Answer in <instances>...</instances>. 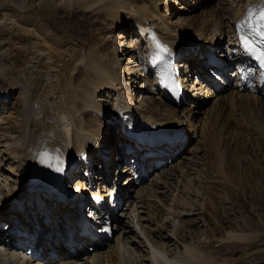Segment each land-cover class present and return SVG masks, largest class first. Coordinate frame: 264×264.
Returning a JSON list of instances; mask_svg holds the SVG:
<instances>
[{
  "label": "bare ground",
  "instance_id": "bare-ground-1",
  "mask_svg": "<svg viewBox=\"0 0 264 264\" xmlns=\"http://www.w3.org/2000/svg\"><path fill=\"white\" fill-rule=\"evenodd\" d=\"M207 1L178 0L177 6H179L178 9L184 10L185 6L180 4L185 3L184 5H190L187 8L190 11V9H199ZM241 1L242 5L237 10L233 7L234 3L228 1L223 9L215 12L214 16L187 18L182 15L178 16L174 23H171L170 18L164 16V13L159 9V3L164 2V6H166L167 0H64L63 3L68 6V9L79 6L93 9L103 19L125 25L126 35L135 33L136 38L131 37L129 44L124 43L123 36L116 42V45L120 44L122 47V49L116 50V52H120L122 58H117L112 54L109 56L110 58H106L100 54L99 46L95 44V40V45L91 46L88 56H82L81 50L75 52L72 46H68L70 44L65 48L59 47L58 41L61 44L60 40H55L57 37L53 39L43 23L56 11V6H58L56 0H37L38 5H35L32 0L31 2L0 0V165L4 160L6 163L5 166H0V264H33V262L34 264H55V262H60L59 260H62L60 264H131L129 263L131 256L129 254L125 256L124 253L127 250L125 244L132 243V239L136 235L132 234L133 238L128 240L131 233L129 228L115 222L118 223L117 227H113L117 234V245L120 242L121 247L113 244L107 245V240L100 243L99 241L109 238L107 237L109 232L106 231V226L110 221L108 213L100 218L103 225L100 231L94 233V238L83 237L78 231L79 225L84 220L78 218L80 213L79 206H76L77 202L74 203L73 200L59 202L56 192L64 191L66 195L75 192V195H79L81 202L87 199H91L93 202L95 198H99L102 202L99 201L98 204L104 206L105 197L109 195L107 192L112 186L109 173L113 172L114 162L111 159H113L116 150V153H122L124 149L119 151V148L115 149L113 144L109 145L110 148L108 146L106 148L103 145L102 132L103 134L107 133L108 136L111 135V132L112 134L116 132V137L120 134L122 138V134L136 127L141 132L164 134L167 132L168 125L187 122L191 130L197 134V126L190 113L192 110L195 112L200 108L201 101H191L190 110L183 109L184 114L182 115L178 113L181 108L164 100L161 96H159L158 109H156L157 105L152 102V92L157 89L160 94L161 92L156 84H152L154 73L153 71L149 72V66H147L151 65L148 47L150 44L154 46L157 40L160 43H165L171 49L178 51L180 54L178 59L181 58L185 63L190 62L193 69L203 77L206 72V60L201 56L205 57L215 52H219L221 56L220 52L224 51L221 43L227 32L228 54L225 59L217 61V64L221 69L229 68L236 63L245 65L248 61L245 60L243 54L239 53V39L235 29L237 24L246 18L250 9L253 10L254 17L259 15L258 5L261 0ZM212 11L207 10V12ZM222 17L226 22L221 20ZM182 42L183 44H181ZM56 44L59 46L55 47ZM143 44L144 50L142 49ZM177 44H181L180 47ZM123 55H125L124 58ZM121 60L125 61L128 75L131 77L144 76V80L138 87H143V92L148 94L143 96L142 92L140 93L139 105H134L133 90L128 88L127 80L123 78ZM136 67L142 68L143 73H139ZM144 67H147L148 71L145 72ZM232 71H236V69ZM147 72L152 77L147 76ZM78 73L79 79L74 84ZM131 77L129 78L131 79ZM133 82L135 81L132 80ZM240 82L241 80L237 77L235 83L221 97H216L212 108H210V114L208 111L206 112L207 118L213 117L211 116L213 114L222 116L226 108L229 113L227 115L234 117L241 103H248L252 107L260 106V111L264 109V89L260 86V82L257 80L251 91L245 88L243 92L239 87ZM184 83H186V87L192 84L186 80ZM196 86L192 85L194 89H197ZM15 93L18 106L15 108V112H11L9 107L3 106V102ZM155 93L157 94V92ZM206 96L212 97L213 92L207 89ZM145 97L150 98L146 99ZM213 97L215 98V96ZM195 98L198 99L199 96ZM1 106H3L2 110ZM148 106H153V109ZM186 107L189 109V106ZM263 114L264 110L261 116ZM239 115L240 118L249 115L250 120L248 128L240 133V136L247 137L249 140L251 136L257 135L255 138L261 142L264 139V120L261 119V116L257 120L259 115L251 116L249 109ZM187 116L189 117L187 118ZM87 117L92 122L85 121ZM128 118L129 120H127ZM204 124V129L202 127L201 131L202 141L204 143L211 140L216 142V135L211 138L214 133L206 134L211 126L208 122ZM115 127L116 129H114ZM241 127L244 126H239V129ZM204 131H206L205 134ZM212 131L213 128L210 129V132ZM194 136L195 134H193ZM181 147L182 144L179 143L173 146L166 144L157 148L150 158L143 159V168H147L150 161L159 163L166 161L174 152L179 153L182 150ZM206 148L210 149V147ZM45 150L52 155L59 156L63 164V171L56 170L57 161L45 162L41 158L40 153ZM184 158H181L173 166L172 169L177 172V175L172 173L173 176L170 178L181 184L179 193H184L182 188L184 184L181 181L186 182L185 177L188 176L195 163L191 160L184 161ZM33 161L35 162L33 163ZM80 166L85 168V174H82V177L77 171ZM39 168L44 171L40 183L45 185L46 190L38 192V195L30 196L27 189L32 186V177ZM229 169L228 165L227 173H231L232 170L229 171ZM27 170L28 172L24 176ZM95 171L99 172L98 175L94 174ZM168 171V168L164 169L162 173L155 175L156 178H149L152 179V182L140 187L137 194H139V198L142 197L141 203H144L146 209L149 207L146 215L152 211L151 215L156 213L158 217L160 209L167 206L166 213L161 216L170 215V220L174 225L182 213L185 215L187 211H192L194 208L188 201H183V199L177 201V199L167 197V192L172 189L176 190V184H178L160 178L167 175ZM78 176L80 177L76 180L75 187L79 186L78 188L84 189L88 184H93L92 180L96 179L98 181H94V184L98 183V188L94 187L95 189L90 190L86 197L80 194L81 191L77 193L67 189L65 185H71L72 179ZM14 178L15 180H13ZM50 178L57 180V183L52 184ZM180 179L182 180L179 181ZM190 181L192 180L190 179ZM128 182L133 181L129 179ZM36 184L39 182L37 181ZM19 187L20 192L17 191ZM122 190L121 198L126 197L130 191L125 188ZM157 195L166 199V203H162L163 206L160 209L155 203L158 201L156 199L161 200L162 197L160 199ZM126 200L128 201V199ZM164 200L162 199V202ZM37 206L38 210H36ZM213 210L212 216L214 217ZM41 211L46 212L48 221H43L40 224L41 229L38 231L40 248L36 249L38 244L35 245L34 240L31 239V232H34L36 228L35 224L37 218H40L39 212ZM104 213L106 214V212ZM161 216L155 218L157 229L152 231V235L149 230L139 228L141 233L150 240V244L163 249L160 250L163 253L158 249L151 253L153 262L156 264L173 263L175 258L167 255L169 241H173L176 247L178 244H182L184 255L190 259L206 257L204 244L200 242L185 243V239H191L192 236H186L183 226L176 227L171 233L163 232L169 227L164 223L165 220L162 222ZM141 217L144 218V216ZM263 221V219H259L262 225H264ZM60 231L61 233L66 231L69 234L73 249L65 250V247L60 245L61 242H64L61 237L63 233L61 234ZM24 233L30 234V236L28 238L18 237V234ZM191 233L192 231L189 232V234ZM259 233L260 231L255 233L256 238L259 237ZM156 234L158 235L157 239ZM34 235L36 236V233ZM205 237L207 238V236ZM65 238L68 240V237ZM245 238L246 235L230 230L217 241L220 239L221 243L223 241L233 244L241 242ZM21 241L25 242L21 243ZM81 248H87V250L82 251ZM36 251L41 254L40 258H36L34 255ZM139 257L135 258L137 264H151L150 256H142V260H139ZM34 258L35 261H33Z\"/></svg>",
  "mask_w": 264,
  "mask_h": 264
},
{
  "label": "rangeland",
  "instance_id": "rangeland-1",
  "mask_svg": "<svg viewBox=\"0 0 264 264\" xmlns=\"http://www.w3.org/2000/svg\"><path fill=\"white\" fill-rule=\"evenodd\" d=\"M26 1L31 2V0ZM33 1L35 5H38L37 0H32V2ZM63 1L64 0H56V3L58 4V6H56V11L47 19L46 22H43L46 26L45 29L48 28L47 30L53 33L52 34L49 32V34L52 35L53 39L57 37L55 38V40L58 39L61 42L60 44L57 40L60 46L56 44L55 47L59 46L60 48H65L68 44H70L68 46H72V48L75 49V52L81 50L82 56H88L90 54V49L92 48L91 46L96 44L97 46H99V52L103 57L110 58L109 56L112 54L117 58H122L120 52H116V50H120L122 49V47H120V44L118 43V45H116V42L121 40L123 36L124 43L129 44L131 37L133 38L134 36V38H136L135 33L126 35L125 25L116 23L112 20L103 19L102 16L98 15V13H96L93 9H85L82 6L68 9V6L64 4ZM228 1H231L232 4L234 3L233 7H235L236 10L242 5L241 0H208L207 2H204V4L199 7V9H190L189 11V9L187 10V8H189L190 5H184L185 3H183L182 5L181 3V6H185V9L182 10L181 8L178 9V0H167L166 6H164V2L159 3V9L162 13H164V16L170 18L171 23H174L177 17L182 15V17L187 18H199L202 16L206 18L214 16L215 12L223 9V7H225L227 4L226 2ZM235 4L237 7L235 6ZM207 10L213 11L207 12ZM221 20H224L226 22L223 17L221 18ZM102 37L103 39H100ZM94 40L96 41L95 44ZM228 42L229 39L226 32L225 39L221 43V47H224L225 51L227 50ZM181 44H183V42ZM181 44H177V46L180 47ZM142 47V49L144 50V44L142 45ZM100 54L99 56H101ZM124 56L125 55H123V58ZM121 63L123 78L127 80L126 85H128V88H130V90H133L132 95L133 101H135L134 105H139L138 99L139 96H141L140 93L142 92L143 96H147L148 94L146 92H143V87H138L141 85L140 82L144 80V76L131 77V75H128L127 73L128 69L126 68L125 61L121 60ZM183 64V61L179 59V73L184 72L185 75H183V77L185 76V78L189 80L191 79L194 82L195 71L193 69L189 71V69L192 67H188L187 64V67L185 68ZM144 68L145 72L148 71L147 67ZM136 69L139 73H143L142 68L139 67L138 69V67H136ZM76 75V77L78 78L76 80L74 79V84H76V81L79 79V73ZM146 75L148 76L147 73ZM129 77H131V79ZM132 80H134L135 82L132 83ZM151 87L153 88V86ZM196 87L198 89L197 97L199 96L202 99L206 95V89L202 88L203 86L201 87L200 84H198V86ZM154 91L156 92V90ZM155 92H152V102L157 105L156 109H158V105L160 103V95L158 93L156 94ZM16 97L17 94L15 93L11 98L3 102L4 104L2 103L3 106L9 107V110L11 112H15V108H17L18 106ZM145 98L148 99L150 97ZM214 101L215 98H209L205 96V98L202 99L200 103V108L198 107L199 109L195 112L192 110L190 116H193V122L197 126V134H195V136L193 137L194 133L192 132L189 124L185 122L188 126L186 129V133L188 134V141L186 142L185 147L182 148L181 154H179V158L177 159V161H175V163H172L168 168L169 171L167 172V175L160 177L169 180L170 183L173 182L174 184L177 181H174V179H170L173 176L171 175L172 173L177 175V172L172 169L173 166L177 164V162H179L183 157H185L184 161H195L194 165L191 167L190 173L185 177L186 182L182 179L179 180H182L181 183L184 184L182 188L185 194L182 192L179 193V191L181 190V187H179V185L181 184H179L178 182V184H176V190L172 189L167 192L168 198L177 199V201H181L182 199L183 201H188L192 204V207L194 209L192 211H187L185 215H183L182 213L173 225L170 220V215L161 216V214L166 213L167 211V206H163L162 204L166 203V199L164 200L161 195L157 196L160 199L162 197L164 201L162 202V199H156L158 200L157 203L154 202L156 206L158 205L159 209L163 206V208L160 209L161 211H163H160V215H158V217L156 213L154 215H151L152 211L150 213H147L146 215L149 207H147L146 209L144 203H141L142 197L139 198V194L137 193H132V199H129V201L126 203L123 202L120 204V207H124L118 208L117 210L119 213V218L117 217L119 223L125 225L131 230L128 240L133 238L132 234L136 235L134 239H132V243L129 242L128 244H125V246H127V250L124 252L125 256H128V254L131 256L129 263L137 264V260L135 258H138L140 256L139 260H142L144 256H150V263L156 264L151 259V253L155 252V249H158L159 252L163 253L162 251H160L163 249H159V246H153L152 244H150V240L146 235L141 233L140 229L142 228L144 230H149L152 235V231L157 229L156 219L161 216L162 222L163 220H165L166 222L164 223L166 225L168 224L169 227L167 228L168 230L164 229L163 232L171 233V231H173V229H175L176 227L183 226V231L186 232V236H192L191 239H185V243L200 242L205 246L206 257L190 259L189 257L184 255L182 244H178V246L176 247V245L173 244V241H169V243H167V255L171 258H177L176 260H173L172 264H264V225L259 222L260 218L264 220V139L261 140V142L258 141V139L255 138L257 135L251 136V139L249 140H247V137H241L240 133H243L246 128H248L250 120L249 115L246 117L242 116L241 118L239 115L244 110L246 111V109H249V114L251 116L257 117L255 115H259L258 118H256L258 120L264 109H261L262 111H260V106L257 107L255 105L254 107H252V105L248 103H241L239 104L237 113L234 117L227 115L229 113L228 109L226 108L225 111H223L222 116L213 114L211 115L213 117L207 118L208 115H206V112L208 111L210 114V108H212L211 106ZM189 104L190 100L187 98L183 106L180 107L181 109H179V115L184 114V112L182 111L183 109L190 110ZM3 106H1V110L3 109ZM186 106H189V109ZM148 108L153 109V106H148ZM188 117L189 116H187V118ZM261 119L264 120V114L261 116ZM85 121L88 122L91 120L87 117ZM205 122H208L211 127L208 125L210 127L208 128L209 132L206 133V131H208L206 130L204 131V134L206 133L207 135H211V133H214L211 138L216 135V142L214 140L208 141L206 143L202 141L203 136L201 135V131L204 129ZM239 126L244 127H241L239 129ZM211 128H213L212 132H210ZM114 129H116V127ZM101 137L102 141L104 142L103 145H105L106 148L107 146L108 148H110L109 145L113 144V147L115 146V149H117L118 137H116V132L113 134L111 132L110 136H108L107 133L103 134L102 132ZM206 147H210V149H207ZM84 148H86V146H84ZM115 149L113 148V150ZM34 162L35 161H33V163ZM3 163L2 165L5 166L6 163ZM228 165L232 170L230 171L229 169L231 173H227ZM77 171L80 173L79 175L81 177L82 174H85V168L83 166L78 167ZM27 172L28 170L25 172L24 176H26ZM98 173L99 172L95 171L94 174L98 175ZM218 174L221 176H219ZM80 176L73 178L72 182L70 181V179L69 181L71 182V185L69 186L71 187V190L77 189V192L81 191V193L83 192V194H85L87 193L86 188L89 185L85 186V190L78 188L79 186L73 188L77 183L76 180ZM153 176L154 174H152L150 178H152ZM156 177L154 176L153 178ZM190 179L192 181H190ZM13 180H15V178ZM94 181L97 182L98 180L93 179L92 183H94ZM118 181L121 186L125 185L124 176H122ZM94 185L98 188V183H95ZM20 186H22V184H20ZM19 190L20 187L19 189H17V191L20 192ZM171 199L170 201H168L169 204L171 202ZM129 202L130 204L128 205ZM175 205L177 207L178 202ZM38 209L39 208L37 206L36 210ZM212 209H214V217L212 216ZM247 211L250 213H248ZM141 216H144L145 221H143L144 218L142 219ZM99 223L102 224L98 225ZM99 223L96 222V227L98 225V228H101V226L103 225V221L100 220ZM230 230L246 235L245 240L241 242H234L233 244L223 241L221 243L219 242L221 241L220 239L219 241H217L218 238H222L223 234ZM190 231H192L191 234H189ZM258 231H260V235H258L259 237L256 238L255 233ZM116 235L117 234L115 233V235H113V237L111 238V243L107 244H113L121 247L120 242L117 245L118 240ZM157 236L158 235L156 234V239ZM205 236H207V238ZM108 241L109 240H107L106 242ZM69 247H72V245H69ZM80 250L85 251L87 250V248H81ZM170 253L172 256L170 255ZM35 260L36 259L34 258L33 261ZM175 261H177V263H175ZM163 263L170 264L168 262Z\"/></svg>",
  "mask_w": 264,
  "mask_h": 264
},
{
  "label": "snow or ice",
  "instance_id": "snow-or-ice-1",
  "mask_svg": "<svg viewBox=\"0 0 264 264\" xmlns=\"http://www.w3.org/2000/svg\"><path fill=\"white\" fill-rule=\"evenodd\" d=\"M259 7V15L255 18L256 22L253 25V10L250 9L247 13L245 19H242L237 25V31L239 33V40L242 44V47L250 54H252L255 59L264 64V0H261ZM249 31L246 33L245 29ZM255 35L260 39L259 41H254L250 36ZM157 52L152 57V64L157 65L158 63L164 60L162 53H166L168 50L165 46L161 45L158 41L155 44ZM160 83L168 86L173 83L171 77V69L167 63L163 64V67L160 69ZM41 158L45 161L55 160L57 161L56 170L63 171V164L60 161L59 156L50 154L47 150L40 153Z\"/></svg>",
  "mask_w": 264,
  "mask_h": 264
}]
</instances>
